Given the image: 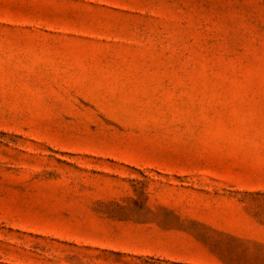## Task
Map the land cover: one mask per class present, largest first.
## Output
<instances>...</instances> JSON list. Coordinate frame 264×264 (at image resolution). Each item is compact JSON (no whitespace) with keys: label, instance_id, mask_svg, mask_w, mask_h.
Returning a JSON list of instances; mask_svg holds the SVG:
<instances>
[{"label":"rangeland","instance_id":"rangeland-1","mask_svg":"<svg viewBox=\"0 0 264 264\" xmlns=\"http://www.w3.org/2000/svg\"><path fill=\"white\" fill-rule=\"evenodd\" d=\"M0 264H264V0H0Z\"/></svg>","mask_w":264,"mask_h":264}]
</instances>
